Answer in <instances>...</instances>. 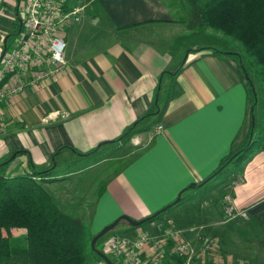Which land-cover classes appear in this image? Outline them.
<instances>
[{"label":"crops","instance_id":"crops-1","mask_svg":"<svg viewBox=\"0 0 264 264\" xmlns=\"http://www.w3.org/2000/svg\"><path fill=\"white\" fill-rule=\"evenodd\" d=\"M83 1L79 21L64 33V68L0 102V161L20 151L6 171L26 172L29 164L47 167L54 151L56 171L57 162L62 168L79 159L73 150L87 152L102 142L99 160L45 183L59 184L77 175L76 182L92 186L83 174L105 161L108 147L126 143L113 140L136 118L154 110L162 72L178 69L171 79H162L157 123L132 136L150 137L149 143L110 175L98 177V183L105 184L103 193L97 200L92 196L91 210L81 209V215L91 216L88 223L97 221L95 233L120 214L139 219L153 213L187 184L208 175L244 139L249 101L235 58L202 49L190 51L178 65L181 52L173 48L182 30L178 0ZM16 4L2 3L0 51L14 30ZM157 125L161 130H155ZM225 192L236 208L247 212V219L224 221L220 197ZM167 219L195 255L202 247L200 237H214L217 243L205 257L264 264V152L249 151L230 174L189 194L157 219L121 232L132 236Z\"/></svg>","mask_w":264,"mask_h":264},{"label":"trees","instance_id":"trees-1","mask_svg":"<svg viewBox=\"0 0 264 264\" xmlns=\"http://www.w3.org/2000/svg\"><path fill=\"white\" fill-rule=\"evenodd\" d=\"M178 2L186 12L185 18L179 21L184 24L186 31L173 40L174 49L180 51L181 48H185L178 65H182L187 53L202 49H209L210 53L218 57L235 58L249 101L247 131L241 143L221 157L208 175L194 182L190 188L182 189L176 203L164 209L155 218L137 226H129L131 228L149 223L172 207L181 204L187 190L204 189L211 180L230 174L245 161L249 151L258 149L264 152V0H178ZM17 21L13 32L5 38L16 33ZM206 30L220 33L225 40L214 34L204 35ZM195 37L204 38L207 44L192 47L195 45ZM233 42H237L241 49H229V44ZM177 70L162 72L155 90L154 110L136 118L113 142H127L136 133L149 131L157 123L162 109H160L162 79H171ZM158 107L159 111L154 114ZM101 145L102 142L87 152L75 150L73 152L79 156L97 154ZM19 152L13 151L10 156L0 161V227L23 229L24 242L21 243L17 238L0 236V264H105L96 252L97 250L107 255L103 250V241L97 239L94 249L90 248L89 241L93 234L87 224L77 216L62 211L54 197L42 186V183L57 181L59 177L72 170L67 169L68 165L56 171L52 170L56 154L54 151L53 159L47 167L37 168L29 164L26 172L13 174L6 171L10 161ZM101 155L97 154L94 161L99 160ZM104 187V182L98 183L93 194L95 200L101 196ZM114 260L113 264H120ZM181 261V257L170 254L165 257L163 264H179Z\"/></svg>","mask_w":264,"mask_h":264},{"label":"built area","instance_id":"built-area-1","mask_svg":"<svg viewBox=\"0 0 264 264\" xmlns=\"http://www.w3.org/2000/svg\"><path fill=\"white\" fill-rule=\"evenodd\" d=\"M4 0H0V9ZM83 0H20L16 5L18 29L0 51V102L23 90L55 76L65 66L64 33L76 23L84 11ZM0 109V131H3ZM156 131L161 126L155 127ZM224 221L247 219V212L235 207L228 192L220 197ZM202 247L195 255L182 232L172 221L153 223L151 228L136 231L132 236H112L104 251L120 264H163L167 255L181 257L179 264H231L208 261L205 253L215 247L214 237H200ZM175 264V263H172Z\"/></svg>","mask_w":264,"mask_h":264},{"label":"rangeland","instance_id":"rangeland-1","mask_svg":"<svg viewBox=\"0 0 264 264\" xmlns=\"http://www.w3.org/2000/svg\"><path fill=\"white\" fill-rule=\"evenodd\" d=\"M22 4V0H20V5ZM180 9H182L180 7ZM186 16V12L182 9V17L180 18H185ZM181 24V34L184 33L186 31L185 26L183 23ZM180 34V35H181ZM204 35H212L214 34L216 37H218L219 39H223L225 40V37H222V35L220 33H214L211 30H206L204 33ZM179 35V36H180ZM200 37V36H199ZM199 37H195V45H187V46H203L207 44V41L204 38H199ZM187 44H189L187 42ZM229 49L232 50H239L241 49L240 45L237 42H233L231 44H229ZM185 48H181L180 52L182 53V51H184ZM258 116H256V120ZM150 141V137H145L143 139L138 138L137 136L132 137V139L126 143H121V144H116V145H112V147H108L107 149L109 150L108 153L105 156V161L97 168H95L93 171H89L84 173V178L83 180H85V178L88 177V181L92 184V186L90 184H87L86 182V186L84 185V183H80V182H76V177L78 178L77 175H74L72 177H68L67 181H64L62 183H53L51 185H45L42 183V186L46 189V191H48L49 193H51L54 196V199L57 201V197H58V202L57 205L59 206V208L68 213L69 215H74L77 216L78 218L83 222L86 223L88 228L90 225V232L93 231V229L97 226V221H93L92 223H88L89 219L91 216H89V214L86 215H81L80 211H82L81 209H85L86 212L88 210H91V206H92V196L94 194V190L96 188V186L98 185V177H103L105 178L106 175H110L111 172H114L115 169H117L118 166L123 165L124 163H126L128 160H130L132 157H134L135 155H137L144 147L147 143H149ZM102 149H99L97 154L100 155L102 153L101 151ZM97 154L92 153L90 155L87 156H79L78 160H76L75 162H73L72 164L70 163L67 166V169H75L78 168L79 166H83V165H87V163H90L92 161H94V159L96 158ZM57 170L61 169L60 168V163L57 162V166H56ZM217 178L211 180L208 184H210L211 182H213L214 180H217ZM206 184L204 186V188L208 185ZM77 186V187H76ZM203 190V188L201 189H190L186 191V194L184 195L183 200L191 193H198L201 192ZM174 208V207H172ZM169 209L168 211L172 210ZM169 220L167 219L166 222H168ZM171 221V220H170ZM129 227V225L120 220L117 222V224L115 225V227L113 229H111L110 231H108L107 233H105L100 240L103 241V250L105 245L107 244V242L110 240V238L112 236H126L124 233H122L121 231L126 228ZM140 227V226H139ZM141 229H144V227H142ZM140 230V229H138ZM137 230V231H138ZM23 229L21 228H11V227H0V236H6L9 238H17L21 243L24 242V238H23ZM94 234V232H92ZM96 233V232H95ZM106 252V250L104 251ZM196 254V253H195ZM107 256L110 258L111 261H113V259H111V255L109 253H107ZM206 260L208 261H217L215 259H209L206 256ZM115 261V260H114ZM165 261V258L164 260ZM102 264V263H100ZM234 264V263H231Z\"/></svg>","mask_w":264,"mask_h":264},{"label":"water","instance_id":"water-1","mask_svg":"<svg viewBox=\"0 0 264 264\" xmlns=\"http://www.w3.org/2000/svg\"><path fill=\"white\" fill-rule=\"evenodd\" d=\"M18 23H20L19 20H18ZM245 78H247V77L245 76ZM251 125H252V121H251ZM53 165H54V162L52 163V166ZM192 185H193V183H189L184 188H190ZM184 188H182V189H184ZM182 189L177 193L176 197L172 201H170L169 203L165 204L164 206H162L161 208H159L158 210L154 211L153 213H151L147 216H144V217L139 218V219H133L126 214L118 215L116 218H114L112 221H110L109 223L104 225L100 230H98L96 233L93 234V236L91 237V239L89 241L90 248L94 249L95 241L97 239L101 238L105 233H107L108 231L113 229L115 227V225L117 224V222L120 220L126 222L129 226L133 227V226H137L139 224L145 223V222L155 218L160 212H162L164 209H166L167 207L176 203L179 200L180 192L182 191ZM96 252L103 259L105 264H113V262L110 260V258L107 255H105L104 253L99 252L97 250H96Z\"/></svg>","mask_w":264,"mask_h":264}]
</instances>
